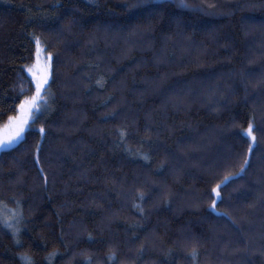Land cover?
<instances>
[{"label":"trees","instance_id":"16d2710c","mask_svg":"<svg viewBox=\"0 0 264 264\" xmlns=\"http://www.w3.org/2000/svg\"><path fill=\"white\" fill-rule=\"evenodd\" d=\"M136 2L0 0V127L35 93L36 37L52 57L48 113L0 152L24 245L0 223V264H264V0Z\"/></svg>","mask_w":264,"mask_h":264},{"label":"snow or ice","instance_id":"6c2138e0","mask_svg":"<svg viewBox=\"0 0 264 264\" xmlns=\"http://www.w3.org/2000/svg\"><path fill=\"white\" fill-rule=\"evenodd\" d=\"M91 2V0H89ZM174 5L181 9H190L192 6L185 2V0H172ZM161 5H158V0H137L136 3H125L122 5L126 10H133V9H148L149 11L156 10L157 7H160ZM36 42V48L37 52L40 50V40L38 37L35 38ZM47 60H51V54L49 53L46 57ZM30 71V70H29ZM49 77L50 72L46 69L45 74L35 81V93L31 97L25 98L21 103L19 104V111L23 113V116L18 118V123L16 127V131L13 135L0 138V149L7 148L11 144L18 142L24 138V132L25 128L29 126V120H34L36 118L35 113L33 112V109H35V112H40L41 109L44 111H47L50 105H48L47 101V95L50 92V86L49 85ZM97 83H101L100 81H97ZM48 86V87H46ZM45 93L44 95H41V93ZM9 119H13L12 117H9ZM40 133L43 134L45 132V129L41 127L39 129ZM119 135L121 139L127 135V133L124 130L119 131ZM240 135L247 138L248 141V148L247 152L244 155L242 159V163L239 165L238 170L233 175L225 176L220 183L216 184L215 187L211 188V195L210 200L211 203L208 205L210 209L213 211H216V205L217 200L223 201V197L221 195V185L227 186L229 182L232 180H235L236 178H240L243 175L246 174V169L249 168L250 161L249 156L252 154L254 146L257 144V138L254 134V125L250 121L247 124V127L244 129H241ZM39 149H37V152ZM144 159H147V156L143 157ZM35 162L39 164V155L37 154L35 156ZM41 173H43V168L39 169ZM47 178L45 177V180ZM138 199L143 201L144 195L143 193H139ZM165 202H167V196H165ZM133 207L136 208L138 211L143 213V208L141 205L133 204ZM22 212H18L14 214L13 219L11 221L5 219L3 221H0L2 223L3 228L8 229L11 231V234L15 240V243L19 245L21 248L24 247V245L21 243V240L18 238L20 233V228L18 225L22 222ZM224 216H226L232 223H235L232 216L228 212L223 213ZM60 253L58 250H54L52 252L47 253L46 256L43 257L44 261L48 262V264H52L53 261L59 256ZM111 255L114 257L115 253H111ZM191 257L193 260L196 259L198 255V251L196 248H193L191 253ZM18 259L20 264H36V260L32 255L29 254L27 251H22L18 253Z\"/></svg>","mask_w":264,"mask_h":264},{"label":"rangeland","instance_id":"374dc122","mask_svg":"<svg viewBox=\"0 0 264 264\" xmlns=\"http://www.w3.org/2000/svg\"><path fill=\"white\" fill-rule=\"evenodd\" d=\"M47 56H48V54L46 53L45 47L40 42V50H39V52H37V48H36V60H35L34 63H32L31 65H29L27 67V70H28V73L36 81V79L41 78L45 74V70L47 69L50 72V77H49V85H50L51 78H52V57H51V60L49 61V60L46 59ZM48 86H46V87H48ZM44 94L45 93H43V92L41 93V95H44ZM47 101H48V105H50V107H51V99H50V97L48 95H47ZM50 107L48 108L47 111H44L43 109H41L40 112H35V109H33V112L35 113L36 118L39 117V116L47 114L49 109H50ZM22 116H23V113L21 111H19V110H18L17 113L11 115L10 117H12L13 119H8L0 127V138L13 135L14 132L16 131L18 118H20ZM34 120H31V119L29 120V126L25 128L24 137H25V134L28 131V129H30L31 124L33 123ZM20 141H18V142H20ZM18 142H15V143L11 144L7 148H10V147L16 145ZM7 148L0 149V152L2 150H4V149H7ZM18 212H21L20 209H18V208H16V209L10 208V207L4 205V206H2V209H1V216H2L3 220L7 219V220L11 221L13 219L14 214H16ZM18 227H19V225H18Z\"/></svg>","mask_w":264,"mask_h":264}]
</instances>
